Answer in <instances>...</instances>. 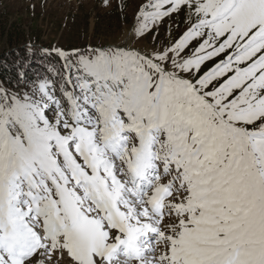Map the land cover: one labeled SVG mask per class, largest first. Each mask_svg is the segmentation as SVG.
Segmentation results:
<instances>
[{
  "label": "snow or ice",
  "instance_id": "1",
  "mask_svg": "<svg viewBox=\"0 0 264 264\" xmlns=\"http://www.w3.org/2000/svg\"><path fill=\"white\" fill-rule=\"evenodd\" d=\"M134 21L0 82V264H264V0Z\"/></svg>",
  "mask_w": 264,
  "mask_h": 264
},
{
  "label": "rangeland",
  "instance_id": "2",
  "mask_svg": "<svg viewBox=\"0 0 264 264\" xmlns=\"http://www.w3.org/2000/svg\"><path fill=\"white\" fill-rule=\"evenodd\" d=\"M142 2L107 0L105 6V0H0V19L17 21L29 34H36L38 42L30 38L25 46L54 54L57 50L70 53L89 47L132 46L134 15ZM168 23L174 33L176 24L183 27L180 17ZM168 23L160 28L161 40L167 38ZM136 47L150 49L151 40Z\"/></svg>",
  "mask_w": 264,
  "mask_h": 264
},
{
  "label": "trees",
  "instance_id": "3",
  "mask_svg": "<svg viewBox=\"0 0 264 264\" xmlns=\"http://www.w3.org/2000/svg\"><path fill=\"white\" fill-rule=\"evenodd\" d=\"M35 33H28L17 21L7 18L0 19V82L14 81L18 66L23 64L29 76L37 71H46L53 75L60 68L63 60L58 54L45 52L25 46L32 38L35 43Z\"/></svg>",
  "mask_w": 264,
  "mask_h": 264
}]
</instances>
